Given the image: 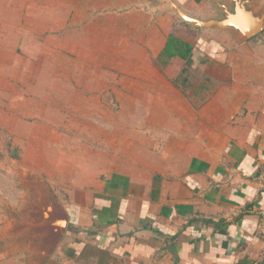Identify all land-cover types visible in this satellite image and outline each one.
<instances>
[{
	"label": "crops",
	"instance_id": "0c3cea01",
	"mask_svg": "<svg viewBox=\"0 0 264 264\" xmlns=\"http://www.w3.org/2000/svg\"><path fill=\"white\" fill-rule=\"evenodd\" d=\"M170 13L0 0V134L36 140L0 169V264H264V30L177 26L167 57Z\"/></svg>",
	"mask_w": 264,
	"mask_h": 264
},
{
	"label": "rangeland",
	"instance_id": "374dc122",
	"mask_svg": "<svg viewBox=\"0 0 264 264\" xmlns=\"http://www.w3.org/2000/svg\"><path fill=\"white\" fill-rule=\"evenodd\" d=\"M152 2L156 1V2H162L165 5V8L168 9V12H171L170 14L172 15V17H170L169 19H171L173 21V25H174V32H171L169 34L176 37L177 38V34L180 32L177 28L184 26L189 28H192V25H190L189 23L185 22L177 13V11L172 7V2H175V0H151ZM172 1V2H171ZM190 1V0H187ZM204 3V5L207 6H211V9L213 10V12H215V18H220L224 11L225 8H227L228 10L232 9L233 6V1L234 0H202ZM250 2L248 4L253 3V1L249 0ZM176 3V2H175ZM199 3V2H197ZM254 3H258L264 6V0H261L259 2V0H254ZM177 4V3H176ZM256 4V5H258ZM259 6V5H258ZM251 7V6H250ZM258 8V7H257ZM260 8V6H259ZM264 11V8L262 9ZM165 11H160L157 10L156 12V17L157 19L159 18L160 15H164ZM191 16V15H189ZM193 17V16H192ZM197 18V17H196ZM164 19V18H163ZM166 19V20H169ZM200 19V18H199ZM202 20H207V19H202ZM195 28V27H193ZM199 28L200 27H196ZM182 33V32H180ZM184 34V33H182ZM189 36L188 34H184ZM67 54H69V52H67ZM50 64V62H49ZM63 64V60H61V64H60V68L62 67ZM194 69H188L187 70V74L189 77H191L192 79L195 80V71H192ZM186 71V70H185ZM189 71V72H188ZM191 72V74H190ZM198 75V74H196ZM175 81L180 82V79L178 80V77L175 78ZM115 92L114 91H110V95H112V99H115ZM116 108L118 107H113V109L116 111ZM29 121H34V120H29ZM86 141H88L89 143H94V142H98L97 139H87ZM22 142H24V145L26 144V140H18V139H10L8 136H6L5 134H0V169H2V165L4 162L5 165H10L11 168V175L13 178V183L16 184V182L19 180V178H24L26 175L24 173L25 170H23V162H35V145H36V140H29V144L27 145V152L26 153V157L23 158L22 157ZM85 142V139H67L65 140V144L68 145V143H71L73 145H77L79 143ZM39 143V142H38ZM30 150H32V153H29ZM18 187L17 186H13L12 188V192L13 195L17 193L18 191ZM16 191V192H15Z\"/></svg>",
	"mask_w": 264,
	"mask_h": 264
},
{
	"label": "water",
	"instance_id": "95a60500",
	"mask_svg": "<svg viewBox=\"0 0 264 264\" xmlns=\"http://www.w3.org/2000/svg\"><path fill=\"white\" fill-rule=\"evenodd\" d=\"M249 2L250 1L245 0H234L231 10L225 8L220 18H211L207 20L189 16L175 2L171 4L179 16L194 27H231L237 29L245 38H251L264 30V13L252 10V8L247 5Z\"/></svg>",
	"mask_w": 264,
	"mask_h": 264
},
{
	"label": "trees",
	"instance_id": "16d2710c",
	"mask_svg": "<svg viewBox=\"0 0 264 264\" xmlns=\"http://www.w3.org/2000/svg\"><path fill=\"white\" fill-rule=\"evenodd\" d=\"M191 49L192 47L187 42L170 35L161 55L167 57L179 55L186 58Z\"/></svg>",
	"mask_w": 264,
	"mask_h": 264
}]
</instances>
